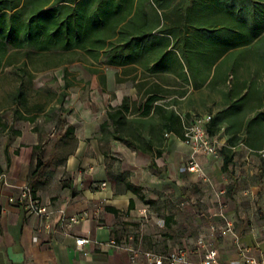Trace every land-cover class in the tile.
Here are the masks:
<instances>
[{
    "label": "crops",
    "instance_id": "obj_1",
    "mask_svg": "<svg viewBox=\"0 0 264 264\" xmlns=\"http://www.w3.org/2000/svg\"><path fill=\"white\" fill-rule=\"evenodd\" d=\"M177 1L180 0L174 2ZM189 33L194 35L191 30ZM200 38L193 37L184 52L187 50L189 55L197 52V46L201 50L213 47L211 42ZM183 43L181 40L180 48H184ZM175 52L178 61L174 72H151L148 68L152 63L140 58L123 65L108 64L104 58L95 59L79 50L74 61L87 58L102 64V68H92L94 103L85 105L82 99L73 113L57 115L61 140L63 144L69 139L75 141L74 152L63 160L57 159L53 168L46 167L40 172L34 168L37 152L44 144V132L34 125L40 113L44 115L48 110L41 106L36 110L32 106L21 108L20 103L26 97L20 85L27 77L32 80V72L19 68L22 73L16 74L23 77L20 85L6 95L8 105H0V264H149L143 256L131 261L129 251L110 246L109 241L125 240L144 251L157 252L180 246L195 247L200 236L210 239L211 226L222 223L219 214L222 203L233 221L235 233L219 231L211 239L219 250L221 262L243 264L246 259L239 253V246L248 248L249 256L264 259V232L247 216L252 210L264 207V159L258 151L245 141L232 146L235 154L229 171L223 170V156L219 151L216 157L199 154L197 160L203 169L196 173L185 169L192 147L175 132L160 131L162 140L157 141L146 128L140 129L142 141H154L153 148L163 150L161 156L136 150L141 144L135 140L136 145L130 146L115 137L119 133L108 117L110 106H117L127 98L131 106L138 107L151 90L163 94L158 103L168 104V108L183 118L186 114L190 116L189 124L196 117L214 115L223 107L221 94L206 87L215 65L209 68L195 55L194 63L189 66L193 70L189 71L182 49ZM18 53L24 55L22 62L30 56L24 50L15 51ZM14 60L12 53L6 55L0 71L14 65ZM109 68L119 69L121 73L116 75L115 70L111 76L107 73ZM64 69L63 89L66 81L72 85ZM238 70L245 75L244 60ZM207 74L208 81L195 87L192 78ZM229 77H233L231 72ZM127 78L138 86L136 92L126 95L114 90L111 98V85ZM254 115L251 113L245 118ZM127 118L134 120L140 116L132 111L127 113ZM102 124L106 125L103 131ZM156 124L159 126L158 121ZM225 127L226 124L214 136L219 147L227 144L229 136ZM102 182L106 185L101 186ZM25 185L45 202L65 207L70 213L98 203L103 208L99 217L83 220L68 234L38 231L43 220L10 201ZM79 236L90 239L81 248L76 244ZM199 258L200 254L192 256L193 260Z\"/></svg>",
    "mask_w": 264,
    "mask_h": 264
},
{
    "label": "trees",
    "instance_id": "obj_2",
    "mask_svg": "<svg viewBox=\"0 0 264 264\" xmlns=\"http://www.w3.org/2000/svg\"><path fill=\"white\" fill-rule=\"evenodd\" d=\"M174 1L0 0V66L6 55L19 50L26 56L60 55L59 64L74 61L82 50L108 64L123 65L140 58L152 63L151 72H174L175 49H182L188 67L197 55L207 67L215 65L210 79L208 74L194 76L192 83L199 87L209 79L206 87L221 94L223 107L211 115L205 127L216 136L226 124L227 144L218 149L222 168L229 171L235 154L232 146L245 141L256 151L264 148V0ZM193 37H202L213 47L201 50L197 46V52L188 55L183 49ZM181 40L184 48L179 46ZM242 60L244 76L238 70ZM69 86L66 81L64 87ZM148 92L138 107L131 106L127 98L110 106L108 117L119 133L117 139L130 146L136 145L135 140L141 144L136 150L161 156L163 150L153 148L154 141H142L140 129L146 128L157 141L162 140L160 131L184 137L190 116L183 118L168 104L158 103L164 97L159 91ZM132 111L140 118L129 120L127 113ZM251 113L255 115L246 119ZM105 128L102 124V131Z\"/></svg>",
    "mask_w": 264,
    "mask_h": 264
},
{
    "label": "rangeland",
    "instance_id": "obj_3",
    "mask_svg": "<svg viewBox=\"0 0 264 264\" xmlns=\"http://www.w3.org/2000/svg\"><path fill=\"white\" fill-rule=\"evenodd\" d=\"M13 56L16 63L0 71V105H8L6 101L8 97H6V95L12 94L20 85V81L23 77L16 74V72L22 73L19 68L26 70L27 73L32 72V80L30 81L27 77L20 85L26 97V101H22L20 106L22 109L32 106V110H36V107L41 106L43 110H48L44 115L41 114L42 112L40 113V118L34 125L44 132V144L37 152V164L34 168L35 172H40L46 167L53 168V164L57 162V159L63 160L67 154L74 152L75 141L69 139V141L63 144L61 140L57 115L60 113H73L82 99L83 104L92 106L91 104L94 103L92 81L94 74L92 68L93 66H101L102 68V64L84 58L81 61L70 62L67 66H63V64L57 66L59 64L58 62L61 61V56L53 53H31L25 62H22L23 54L13 53ZM64 67L66 68L67 80L72 82V85L65 89L62 87L64 84ZM115 70L116 75L121 73V70L114 68H109L107 73L112 76ZM25 77L26 76H24V78ZM111 84L113 83L111 82ZM135 89H138V86L131 78H127L126 81L123 80V82L115 81V83L111 85L110 97H114V90L119 94L129 95L132 93L134 94L136 92ZM4 113H7V110H5ZM46 114H48V116ZM45 116H47V120H45ZM200 117H196V119ZM50 171H52V169H50ZM246 183L251 184L252 182ZM262 206H264V202H262ZM247 216H249L248 219L251 220L256 227H261V230L264 232V229H262L264 228V207L252 210L250 215L248 214ZM229 234L233 235V233Z\"/></svg>",
    "mask_w": 264,
    "mask_h": 264
},
{
    "label": "built area",
    "instance_id": "obj_4",
    "mask_svg": "<svg viewBox=\"0 0 264 264\" xmlns=\"http://www.w3.org/2000/svg\"><path fill=\"white\" fill-rule=\"evenodd\" d=\"M211 119V114H207L197 119L194 123L185 127L184 140L190 144L193 149L185 167L190 172L200 173L203 169L197 156L206 154L216 157L218 155L219 142L216 137L211 136L205 124ZM258 153L264 159V149ZM1 179V177H0ZM106 185L105 182L101 186ZM10 201L22 206L27 214H33L42 219L38 231H48L51 233L64 232L66 234L83 220L91 217H99L102 211L101 204H95L92 208H86L77 212L70 213L65 207L54 206L52 202H45L38 195L34 194L30 186L25 185L21 188L18 196L10 197ZM225 205L222 203L219 214L223 220L219 225H213L210 228V239L200 236L197 239L195 247L180 246L168 252H157L153 250L144 251L141 247L134 246L125 240L118 241L115 238L109 241V245L117 249L127 250L130 252L131 261H136L143 256L149 264H223L220 260L218 248L212 245L211 239L219 231L234 234L233 221L229 219L224 211ZM88 237H76L78 247L89 242ZM248 248L239 246V253L246 259L243 264H264V259H258L248 255ZM200 254L198 260H193L192 256Z\"/></svg>",
    "mask_w": 264,
    "mask_h": 264
}]
</instances>
